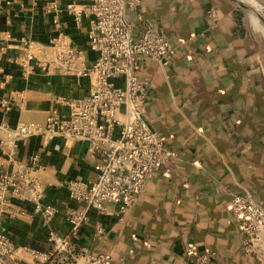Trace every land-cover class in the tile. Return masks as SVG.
I'll return each instance as SVG.
<instances>
[{"label":"crops","instance_id":"crops-1","mask_svg":"<svg viewBox=\"0 0 264 264\" xmlns=\"http://www.w3.org/2000/svg\"><path fill=\"white\" fill-rule=\"evenodd\" d=\"M71 4L78 11L86 6L83 0H0V140L5 142L0 174L13 162L37 159L32 176L42 186L43 203L57 208L49 227L59 235L70 232L66 216L80 207L69 199L67 184L94 182L95 158L72 137L34 136L13 143L9 131L42 123L52 108L66 114L58 98L89 94L92 78L42 69L26 60L22 45L34 42L49 56L51 40L62 34L90 65L95 58L88 48L90 18L83 16L77 26ZM214 6L216 27L207 16ZM234 11L226 0H141L137 11L127 12L135 36L142 29L140 14L163 29L175 48L167 70L146 60L139 79L147 85L148 126L178 155L154 174L123 216L113 204L106 205L105 214L89 210L72 241V256L58 255L48 264H82L87 254L98 253L123 264H196L188 248L215 253L209 264H259L255 255L244 254L239 224L227 209L228 191L250 196L264 208V70L251 37L233 32ZM1 225L21 264H32L23 248L52 250L44 219L29 203L13 201Z\"/></svg>","mask_w":264,"mask_h":264},{"label":"built area","instance_id":"built-area-1","mask_svg":"<svg viewBox=\"0 0 264 264\" xmlns=\"http://www.w3.org/2000/svg\"><path fill=\"white\" fill-rule=\"evenodd\" d=\"M86 6L78 11L68 6L77 26L83 16L90 18L87 34L88 48L95 58L90 65L83 60V53L71 47L67 38L58 34L51 40L54 52L46 56L41 46L23 41L27 61H35L42 69H52L66 76L90 77L89 94L84 97L57 102L67 108L62 114L52 108L42 123L20 125L9 131L13 143L41 136L72 137L86 145L87 153L95 158L94 182L73 180L67 184L70 200L79 208L70 210L66 216L70 232L59 235L49 227L57 208L43 203V189L32 176L37 159L30 164L13 162L9 172L0 174V264H21L15 257L18 249L6 236L1 225L13 201L29 203L40 214L47 228L50 252L23 250L29 254L32 264H48L58 256H72V241L88 220L89 210L106 213V205L117 206V214L123 216L144 193L148 181L169 161L177 158V152L165 145V138L152 130L146 120L148 100L147 85L139 79L143 61H152L162 70H167L175 55V48L161 28L146 23L140 14L137 21L142 25L135 36L134 26L127 19V12L137 11L141 0H83ZM54 9V8H53ZM211 26L216 27L218 18L214 10L208 12ZM52 23L59 28L58 20ZM35 51L38 53L35 55ZM39 55L37 58L36 56ZM5 111L8 106H3ZM5 142L0 140V148ZM13 147H16L14 144ZM227 209L239 224L241 245L244 254L255 255L259 264H264V208L250 196L227 192ZM97 233L103 234L100 224ZM263 240V241H262ZM196 264H209L213 252L196 254ZM82 264H123L114 262L104 253L87 254Z\"/></svg>","mask_w":264,"mask_h":264},{"label":"rangeland","instance_id":"rangeland-1","mask_svg":"<svg viewBox=\"0 0 264 264\" xmlns=\"http://www.w3.org/2000/svg\"><path fill=\"white\" fill-rule=\"evenodd\" d=\"M249 1L250 0H227V2L234 4L237 10L242 13L243 27L257 47V51L260 55L259 59L264 70V36L261 33L254 31L249 21V16L254 15L259 18V24L264 27V8L261 6H264V0H252L255 2L254 5L249 4Z\"/></svg>","mask_w":264,"mask_h":264},{"label":"trees","instance_id":"trees-1","mask_svg":"<svg viewBox=\"0 0 264 264\" xmlns=\"http://www.w3.org/2000/svg\"><path fill=\"white\" fill-rule=\"evenodd\" d=\"M228 3H230L231 5H233L236 8V6L234 4H232L231 2H228ZM212 10H214L217 13L216 6H214ZM233 15L235 18V28H234L233 32H235V34H238L241 39H244L246 37L247 33L243 27L242 13L239 10H237V8H236V11H234ZM155 28H159V27H155Z\"/></svg>","mask_w":264,"mask_h":264},{"label":"bare ground","instance_id":"bare-ground-1","mask_svg":"<svg viewBox=\"0 0 264 264\" xmlns=\"http://www.w3.org/2000/svg\"><path fill=\"white\" fill-rule=\"evenodd\" d=\"M250 3L249 4H255L254 1L250 0L249 1ZM263 8L264 6L261 5ZM249 21H250V24L252 25L253 27V30L256 31V32H259L261 33L263 36H264V27H262L260 24H259V18L258 17H255L254 15H250L249 16Z\"/></svg>","mask_w":264,"mask_h":264},{"label":"water","instance_id":"water-1","mask_svg":"<svg viewBox=\"0 0 264 264\" xmlns=\"http://www.w3.org/2000/svg\"><path fill=\"white\" fill-rule=\"evenodd\" d=\"M234 1H236V0H234Z\"/></svg>","mask_w":264,"mask_h":264}]
</instances>
